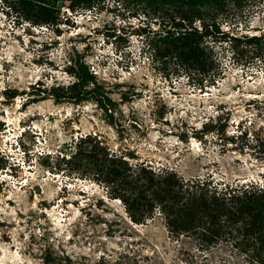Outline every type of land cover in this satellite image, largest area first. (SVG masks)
Returning a JSON list of instances; mask_svg holds the SVG:
<instances>
[{
	"label": "rangeland",
	"instance_id": "rangeland-1",
	"mask_svg": "<svg viewBox=\"0 0 264 264\" xmlns=\"http://www.w3.org/2000/svg\"><path fill=\"white\" fill-rule=\"evenodd\" d=\"M10 1L0 0V264H253L228 240L173 235L157 207L131 221L110 185L83 172L86 160L65 159L87 135L106 157L156 176L264 185L259 59L232 61L211 40L220 73L200 90L182 76L163 78L146 60L136 28L157 25L119 0L57 1L53 19L37 23L18 18ZM235 5L215 15L220 30L264 32V0ZM78 60L107 106L47 94L75 80Z\"/></svg>",
	"mask_w": 264,
	"mask_h": 264
},
{
	"label": "trees",
	"instance_id": "trees-1",
	"mask_svg": "<svg viewBox=\"0 0 264 264\" xmlns=\"http://www.w3.org/2000/svg\"><path fill=\"white\" fill-rule=\"evenodd\" d=\"M57 1H68L72 7L91 6L99 0H11L9 6L18 18L37 23L53 19ZM119 1L134 12L139 10L151 16L156 23V28L140 24L136 31L146 60L163 78L182 76L200 90L204 83L211 84L220 73L211 40L223 42L232 61L250 64L256 58L264 68V32L228 34L215 22L219 11L230 3L237 5L239 0ZM70 67L75 80L64 89L53 87L47 94L64 100L91 97L102 106L110 103L102 86L81 61ZM75 145V151L65 162L75 157L86 160L83 172L100 175L110 185L113 197L122 202L131 221L140 222L157 207L166 230L173 235L185 234L205 245L222 238L238 251L247 252L249 263L264 264V185L217 188L209 186L206 179L184 180L172 171L156 176L149 167L131 168L123 159L106 157L98 142L87 135Z\"/></svg>",
	"mask_w": 264,
	"mask_h": 264
}]
</instances>
